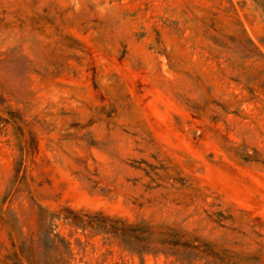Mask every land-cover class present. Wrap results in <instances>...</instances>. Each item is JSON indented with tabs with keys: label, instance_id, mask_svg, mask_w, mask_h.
<instances>
[{
	"label": "rangeland",
	"instance_id": "obj_1",
	"mask_svg": "<svg viewBox=\"0 0 264 264\" xmlns=\"http://www.w3.org/2000/svg\"><path fill=\"white\" fill-rule=\"evenodd\" d=\"M263 1L0 0V264H264Z\"/></svg>",
	"mask_w": 264,
	"mask_h": 264
},
{
	"label": "trees",
	"instance_id": "obj_2",
	"mask_svg": "<svg viewBox=\"0 0 264 264\" xmlns=\"http://www.w3.org/2000/svg\"><path fill=\"white\" fill-rule=\"evenodd\" d=\"M264 2V1H263ZM264 8V3H263ZM250 46H254L250 39ZM70 214L63 216L65 220L75 227L81 228L82 230L94 231V234L105 233L110 234L113 238L117 239L119 244L130 253H136L140 259L143 260L144 255L152 254L157 256L163 253L166 258L172 256L173 258L169 261L170 264H194L196 261V253L198 247L193 242L187 247H183L174 235L180 233L171 227L156 228L155 226L144 223L136 224L129 222L122 217H110L102 213H97L99 218L94 219V215L89 213H82L68 209ZM168 231L175 232L174 235L169 234ZM167 235L168 238L161 239L157 238V235ZM63 243L69 246L64 236L60 237ZM59 248L58 244L55 245ZM164 248H172L174 251H164ZM183 248V249H181ZM123 264V263H118Z\"/></svg>",
	"mask_w": 264,
	"mask_h": 264
}]
</instances>
